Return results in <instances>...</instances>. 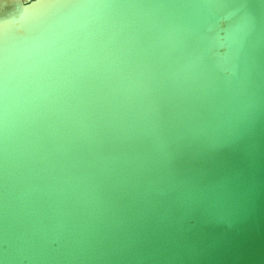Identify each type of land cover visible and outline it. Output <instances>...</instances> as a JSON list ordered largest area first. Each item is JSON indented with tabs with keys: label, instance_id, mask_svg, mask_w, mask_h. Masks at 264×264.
<instances>
[{
	"label": "water",
	"instance_id": "obj_1",
	"mask_svg": "<svg viewBox=\"0 0 264 264\" xmlns=\"http://www.w3.org/2000/svg\"><path fill=\"white\" fill-rule=\"evenodd\" d=\"M0 264H264V0H0Z\"/></svg>",
	"mask_w": 264,
	"mask_h": 264
}]
</instances>
